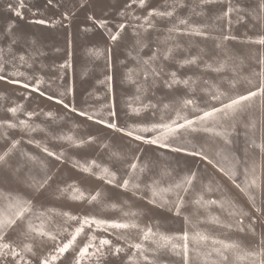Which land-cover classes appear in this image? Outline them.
Wrapping results in <instances>:
<instances>
[{"label":"snow or ice","instance_id":"1","mask_svg":"<svg viewBox=\"0 0 264 264\" xmlns=\"http://www.w3.org/2000/svg\"><path fill=\"white\" fill-rule=\"evenodd\" d=\"M44 6L60 5L45 0ZM4 7L23 19L29 5L14 0ZM86 7L78 31L107 41L102 48L84 45L103 59V78L95 84L104 93L95 85L88 91L89 98L104 101L100 107L87 100L82 101L87 107L77 106L71 39L52 69L55 78L45 80L40 73L49 66L38 60L45 55L39 40L31 39V51L17 50L11 20L0 34V82L24 90L19 95L26 101L35 93L98 129L82 136L61 132L54 140L82 149L107 131L123 144L103 143L107 164L77 159L32 135L45 131L35 118L55 120L53 111L27 110L16 100L4 107L0 264H264V0L254 5L247 0H95L94 6L85 0L65 8L56 21L35 9L30 22L71 29ZM253 21L254 35L237 34L239 26ZM114 46L121 49L115 62ZM248 46L255 48L246 52ZM117 73L119 83L133 90L125 92L121 111ZM17 129L26 138L11 135ZM22 143L40 154L24 150ZM161 150L175 154L174 164H161L155 155ZM197 159L243 194L244 206L213 177L205 178ZM65 165L85 174L82 179L102 183L84 189L69 182L61 170ZM132 201L142 203L136 207ZM69 202L83 207L73 212ZM109 211L115 214L106 215ZM175 220L180 230L163 227Z\"/></svg>","mask_w":264,"mask_h":264},{"label":"rangeland","instance_id":"2","mask_svg":"<svg viewBox=\"0 0 264 264\" xmlns=\"http://www.w3.org/2000/svg\"><path fill=\"white\" fill-rule=\"evenodd\" d=\"M8 2H14V0H0V34L4 32L6 23L11 20L16 23L15 31L18 33L19 36V43L16 46L17 50L22 51L24 49H28L29 51H31V39L37 38L39 40L38 46L40 48V51L45 53V55L39 56L38 60L42 61L45 65L49 66L44 72L40 73L44 76L45 80H48L49 78H55V72L52 69L56 64L62 62L64 58V49L66 47V41L68 39H71L74 42L73 64L77 88V106L87 107V105H82V101L87 100L88 104L92 105L93 107H100L104 103V101L89 98L88 91L92 90L90 87L91 85H95L94 90L98 94L103 95L104 93L103 86L95 84L97 78H103V59H97L94 55L90 54L88 50L84 48V45L89 44V46H91V44H98L102 48L107 43V41L95 32H89L85 35L78 31V26L84 23V16L85 13L89 11V8L86 7L78 12L77 17L73 20L71 29L63 27L60 24H57L55 27L48 28L45 26L35 25L30 22L31 19H33L32 11L35 9H39L43 16H45L46 18H50L51 20L56 21L60 19L59 14L61 11H64L65 8L79 7V5L81 3H84L85 0H54V3H58V5H60L56 8H53L52 6H48L47 8H45V0H26V3L29 5V8H26L24 10L23 19L17 18L6 11L4 5ZM247 3H249L250 5H254L255 0H247ZM89 4L90 6H94L95 0H89ZM252 23H254V21L250 22L247 27L243 25L239 26L237 29V34L240 35L243 32L247 31L248 35H254L255 33L250 30ZM58 48L60 49L59 52L57 51ZM254 48L255 46H248L245 51L247 52ZM113 52L115 62V57L121 55V49L114 46ZM22 70L26 71L29 75L32 74V70L30 69L25 68ZM36 71H39L38 67ZM242 72L244 75L248 74L249 68L247 65L242 69ZM65 83H67V77H65ZM22 91L24 90L19 89L13 91L12 86L5 85L3 84V82H0V96L8 97L7 100L0 101V118H3L5 116L4 107L11 104L12 100L24 103L27 110H35L37 112H41V110L45 112L49 110L53 111L55 115V120H48L42 114L35 118V122L40 124L41 127L45 129V131H37L32 134L36 140L47 143L48 146L53 150L63 149L66 151L68 156H75V158L77 159H95L100 163L107 164L109 163V161L106 156V150L102 147L103 143H111L115 141L119 144H123V141L119 140L116 134L107 131H105L103 135L98 138L96 144L85 146L82 149H73L68 147L67 144L61 141L54 140L53 136L61 132L82 136L88 131L97 132L98 129L96 126H92L90 124H80V118L66 115V110L63 109L62 106L55 105L44 98H40L35 93L32 94V98L30 100L26 101L24 100L23 96L19 95V92ZM132 91L133 90L130 86L121 85L119 83V74L117 73L116 92L118 111L123 110L125 104L127 103V97L125 95V92H127L128 95H131ZM105 111H107V109H105ZM20 118L25 119L26 117H24L23 113H21ZM143 118L149 119L150 115L145 114ZM77 125L79 126L77 127ZM11 135H14L18 138H26V134L18 129L13 130ZM242 139L243 138H240V140L238 141V145H242ZM21 147L28 152H32L37 155L40 154L39 150L36 149L34 145L22 143ZM144 147L146 148V150H148L147 146ZM162 152L163 150H161V152L155 153V155L160 158L161 164H174L176 160L175 154L162 155ZM189 166H192L191 161H189ZM195 166L202 171L205 178L209 176L213 177L216 183L223 185L230 199L239 201L240 205L244 206L246 198L220 173H218L211 166L200 162L198 159L195 162ZM61 170L64 171L65 179H67L69 182L77 181L80 186L84 189H92L102 183L101 181H97L91 177L82 179L85 174H82L77 170L72 169L70 165H65ZM175 175L176 173L174 172L173 176ZM132 203L134 204V206L139 207L142 202L132 201ZM66 207L71 209L73 212H77L81 207H83V205H78L69 202ZM105 214L114 215L115 213L109 211ZM151 222L155 223L154 220ZM163 227L167 231L171 232L180 230L182 225L179 220H175L168 222Z\"/></svg>","mask_w":264,"mask_h":264}]
</instances>
